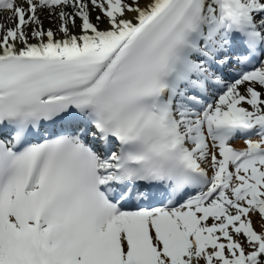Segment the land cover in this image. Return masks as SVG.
Instances as JSON below:
<instances>
[{
	"label": "snow or ice",
	"instance_id": "1",
	"mask_svg": "<svg viewBox=\"0 0 264 264\" xmlns=\"http://www.w3.org/2000/svg\"><path fill=\"white\" fill-rule=\"evenodd\" d=\"M0 264H264V0H0Z\"/></svg>",
	"mask_w": 264,
	"mask_h": 264
}]
</instances>
